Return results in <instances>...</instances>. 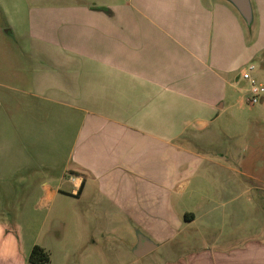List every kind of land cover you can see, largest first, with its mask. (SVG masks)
<instances>
[{
	"label": "crops",
	"instance_id": "crops-1",
	"mask_svg": "<svg viewBox=\"0 0 264 264\" xmlns=\"http://www.w3.org/2000/svg\"><path fill=\"white\" fill-rule=\"evenodd\" d=\"M252 5L264 17V0ZM29 11L24 39L37 102L23 98L18 114L9 110L3 119L0 181L13 188L31 162L56 169L61 158L71 191L45 171L35 179L22 174L20 183H38L45 204L76 196L74 210L90 220L86 234L95 246L110 248L108 236L117 234L136 264H264V226L240 235L228 227L232 213L214 212L216 200L252 192L235 165L203 167L217 182L218 198L203 195L209 207L174 208L190 183L186 162L196 157L187 140L225 108L229 87L264 48V32L253 42L228 0H31ZM31 122L39 129L33 137ZM19 123L20 137L12 132ZM62 123L76 126L64 151ZM142 237L156 247L138 257ZM191 239L199 243L188 247Z\"/></svg>",
	"mask_w": 264,
	"mask_h": 264
},
{
	"label": "rangeland",
	"instance_id": "rangeland-1",
	"mask_svg": "<svg viewBox=\"0 0 264 264\" xmlns=\"http://www.w3.org/2000/svg\"><path fill=\"white\" fill-rule=\"evenodd\" d=\"M30 3L31 0H0V133L3 134L6 129L3 119L9 114V110L11 115H17V105L23 98L31 101V104L37 102L30 94L35 90V70L30 53L26 51L29 44L24 39L29 30ZM255 10L253 24L247 25L249 38L253 42L259 41V32H264V17ZM251 63L256 66L253 75L264 84V48L259 57L246 64L243 69H249ZM240 79L235 86L229 87L230 96L220 115L215 116L208 128L187 140L189 152L196 157L186 162L185 174L188 175L185 178L190 183L175 197L174 208L179 213L198 210L200 205L202 208L209 207L203 195L208 193L206 197H217L214 187L217 182L216 179L213 181V174L208 176L203 173L206 174L205 177L202 175L203 167L212 169L216 164L230 163L237 167L239 180L252 186V194L239 189L237 198L229 203L220 204L216 200L217 203L213 205L218 208L214 212L232 213L234 216L232 215L233 219L228 227L236 226L242 235L244 230L257 233L264 226V222L259 219L264 215V96L259 103H249L247 98L250 95V83ZM21 89H26L29 93H23ZM181 125L175 123L176 128ZM62 126L64 151L76 126L66 127L64 123ZM20 130V123L12 128V132L18 137ZM38 130L37 124H28L27 131L31 137ZM0 157L1 167L5 162L1 160L4 157ZM58 161L60 165L56 169L46 167L41 170L37 168V163L31 162L23 169L24 173L15 176L18 181L13 188L8 182L0 181V264H33L29 257L36 244L49 253V264H136L131 262L128 252L124 250L129 241L121 240L117 234L108 236V241L111 242L108 249L99 248L91 242L93 235L86 234L90 220L79 218L74 210L76 204L80 206V202L75 200L76 196L66 194L45 204L40 198L41 188L38 183L31 184L29 189L20 183L22 174L35 179L41 178V171H45L51 176H61L64 181L62 187L71 191L68 176L64 179L65 162L61 158ZM201 165V172L197 173ZM249 194L253 197L252 203L247 199ZM81 204L85 206L84 202ZM234 219L238 221L237 224ZM95 224L94 220V229ZM189 231L193 230L185 228V233ZM215 235L217 234L210 233L206 238L211 239ZM202 242L204 243L200 241ZM197 243L199 242L191 239L188 247ZM137 260L138 264L146 262V258Z\"/></svg>",
	"mask_w": 264,
	"mask_h": 264
},
{
	"label": "water",
	"instance_id": "water-1",
	"mask_svg": "<svg viewBox=\"0 0 264 264\" xmlns=\"http://www.w3.org/2000/svg\"><path fill=\"white\" fill-rule=\"evenodd\" d=\"M231 2L243 16L248 25H251L254 21V10L252 0H228ZM156 247V244L146 237H142L140 244L135 249V254L138 257H142L152 249Z\"/></svg>",
	"mask_w": 264,
	"mask_h": 264
},
{
	"label": "built area",
	"instance_id": "built-area-1",
	"mask_svg": "<svg viewBox=\"0 0 264 264\" xmlns=\"http://www.w3.org/2000/svg\"><path fill=\"white\" fill-rule=\"evenodd\" d=\"M255 69L256 66L251 63L249 69L243 70L240 74L241 78L250 83V95L248 96L247 101L251 104L259 103L264 96V84L259 82L253 75Z\"/></svg>",
	"mask_w": 264,
	"mask_h": 264
},
{
	"label": "trees",
	"instance_id": "trees-1",
	"mask_svg": "<svg viewBox=\"0 0 264 264\" xmlns=\"http://www.w3.org/2000/svg\"><path fill=\"white\" fill-rule=\"evenodd\" d=\"M29 261L33 264H49L50 255L44 247L36 244L30 253Z\"/></svg>",
	"mask_w": 264,
	"mask_h": 264
}]
</instances>
